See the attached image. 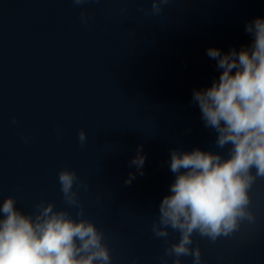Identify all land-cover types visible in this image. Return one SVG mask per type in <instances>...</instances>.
<instances>
[{"label": "water", "instance_id": "obj_1", "mask_svg": "<svg viewBox=\"0 0 264 264\" xmlns=\"http://www.w3.org/2000/svg\"><path fill=\"white\" fill-rule=\"evenodd\" d=\"M256 16L264 0H168L158 13L151 0H0V200L11 195L26 213L52 202L75 217L58 181L70 169L112 264H173L165 248L179 233L151 230L173 179L169 152L227 154L192 90L218 75L206 48L247 44L244 24ZM138 146L143 174L130 165ZM249 195L253 222L215 241L193 234L204 264H264V178Z\"/></svg>", "mask_w": 264, "mask_h": 264}, {"label": "clouds", "instance_id": "obj_2", "mask_svg": "<svg viewBox=\"0 0 264 264\" xmlns=\"http://www.w3.org/2000/svg\"><path fill=\"white\" fill-rule=\"evenodd\" d=\"M85 2L73 0L75 5ZM167 3L151 0V11L158 13ZM244 30L251 39L239 48H206L218 75L191 95L202 123L216 134V148L226 149L227 154L199 147L169 152L173 179L160 199L158 220L151 230L164 239L169 228L179 233V239L165 248L173 264H182L180 257L189 255L192 264H204L199 248L193 246L194 233L215 241L232 235L242 221L255 220L249 189L257 178H264V16L246 21ZM85 138L81 129V144ZM144 163L138 146L130 165L143 174ZM134 178L129 173L125 184ZM76 180L70 169L58 172L63 199L76 207L75 217L52 202L39 201L33 212L26 213L13 196L0 200V264H112L103 233L82 215L73 190Z\"/></svg>", "mask_w": 264, "mask_h": 264}]
</instances>
